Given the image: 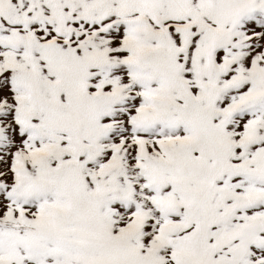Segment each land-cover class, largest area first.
Instances as JSON below:
<instances>
[{"label": "snow or ice", "instance_id": "6c2138e0", "mask_svg": "<svg viewBox=\"0 0 264 264\" xmlns=\"http://www.w3.org/2000/svg\"><path fill=\"white\" fill-rule=\"evenodd\" d=\"M0 264H264V0H0Z\"/></svg>", "mask_w": 264, "mask_h": 264}]
</instances>
